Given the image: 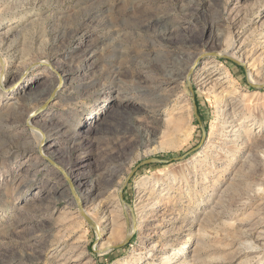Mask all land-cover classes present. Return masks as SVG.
<instances>
[{"label": "rangeland", "instance_id": "1", "mask_svg": "<svg viewBox=\"0 0 264 264\" xmlns=\"http://www.w3.org/2000/svg\"><path fill=\"white\" fill-rule=\"evenodd\" d=\"M1 59L0 264H264V0H0Z\"/></svg>", "mask_w": 264, "mask_h": 264}, {"label": "bare ground", "instance_id": "2", "mask_svg": "<svg viewBox=\"0 0 264 264\" xmlns=\"http://www.w3.org/2000/svg\"><path fill=\"white\" fill-rule=\"evenodd\" d=\"M161 21H162V19H161ZM0 61H1V66H0V82H1L3 80L6 69H5L4 59H1ZM192 64L188 67V69H186L187 72L191 69ZM249 67L250 66L248 65V73L251 76L252 70ZM61 80H62V78L60 77V81ZM252 82H255V80H252ZM216 88H218L217 85H216ZM138 90H140L139 95H145L146 94V91L144 88H139ZM223 96H224V94L219 92V97L217 99V102L219 104L218 108L220 111L219 115L223 114L225 108L229 105L228 102H226L225 98H223ZM245 115H247V116L243 117L244 119L246 118L247 120H253L254 123H260L261 124L264 121V119H262V118H255V116L250 114L249 112H247ZM182 117H183V115H181V114H179L178 116L172 115V117L168 120V122L165 125V133L171 132V131H177L180 133V136L183 140V138H185L187 136L188 132L186 130L182 129V126H181ZM227 124H229V120L228 119H222L221 117L215 119V121L212 122L211 127L208 131V138L206 140V143L202 147V149L197 153V157H199V160H198V163H195L194 170L192 171L194 176H197L199 171H203L206 164L208 165V166L206 165L207 167H209L211 162L214 164V162H216V160L218 159L219 154L221 152L225 154L228 151H230V152L237 151L236 145H237L238 140H240L242 138V133H243V131L241 129V125H239V126L233 125V128L228 130V133H226L227 131H225V128H226ZM136 131L138 133L139 143L141 146L146 147V146H149L151 143L154 142L153 138L150 137L149 132L141 129L140 126H138L136 128ZM227 143H230V145L225 146ZM212 151H215V153H213ZM260 152L262 153L260 155V158L262 159V161H264V151H260ZM260 152H258V155ZM213 164H212V166H213ZM188 174L189 173L181 171L179 173V175L177 176V180L179 179L180 181H184L186 184H188L189 183ZM168 179L169 178L161 180L162 182H160V184H158V185H156V183L158 181L156 179V181H154L152 184L147 185L145 188H152L153 189V188L159 187V185L165 186V185H167L165 182H167ZM170 186L172 187V185H170ZM137 187H138V185H137ZM158 197L154 203H157L159 201ZM146 205L147 204H145V205L142 204L140 206V208H137V209H139L140 215H142L141 217L145 216L146 212H148L149 209L152 208V206H151L152 204H151L150 208L145 209ZM136 229H138V228H136ZM101 231L102 230H100V234H101ZM148 253H150V252L148 251ZM138 258L139 257H134V261L136 262L138 260ZM169 260H170L169 256H165L162 259L163 263H168ZM126 263H128V261L126 259H123V260H120L117 262V264H126Z\"/></svg>", "mask_w": 264, "mask_h": 264}, {"label": "water", "instance_id": "3", "mask_svg": "<svg viewBox=\"0 0 264 264\" xmlns=\"http://www.w3.org/2000/svg\"><path fill=\"white\" fill-rule=\"evenodd\" d=\"M251 85L252 86H254V87H261V86H264V84H260V85H253L252 83H251ZM185 154H187V153H185ZM149 162H160V160L159 159H157V158H150V159H147V160H145V161H142L141 163H139L133 170H135L137 167H139L141 164H145V163H149ZM126 181H127V179H126ZM126 181H125V183H126ZM82 215H83V217L90 223L91 222V220L85 215V214H83L82 213Z\"/></svg>", "mask_w": 264, "mask_h": 264}]
</instances>
